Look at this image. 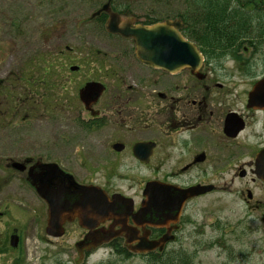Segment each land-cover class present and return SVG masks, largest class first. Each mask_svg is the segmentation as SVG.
Returning a JSON list of instances; mask_svg holds the SVG:
<instances>
[{"label": "flooded vegetation", "instance_id": "flooded-vegetation-1", "mask_svg": "<svg viewBox=\"0 0 264 264\" xmlns=\"http://www.w3.org/2000/svg\"><path fill=\"white\" fill-rule=\"evenodd\" d=\"M103 15L108 18V13L102 12L93 20L100 21ZM168 19H180L178 30L182 34L183 30L189 29L179 17L162 21ZM190 20L186 18V21ZM224 20L232 22L230 26H222L231 29L232 33L219 37L215 47H212L213 43L191 40L183 34L200 50L202 63L197 68L183 67L175 72L143 63L136 54L134 38L108 33L132 42L134 48L122 49L126 64H114L119 68V75L108 71L106 78L109 80L100 83L101 95L90 94L89 105L80 98V91L87 82L79 88L78 97L85 113L78 115L79 110L76 111V115L82 117L78 119L81 126L90 136L102 134L103 140H96L90 150L102 148V161H98L96 167L104 168L103 181L98 180L91 168L94 166H90V182L82 183L57 159L25 157L6 162V168L25 174L23 178L27 185L41 200L45 232L49 206L39 195L34 180L42 187L44 178L52 177L48 182L51 188L73 189L66 176L72 175L78 183L102 190L108 202L113 201L114 195L125 197L113 215H66L64 235L72 227L79 231L75 247L82 261L103 247L134 252L148 248L154 242H158L156 250L138 254L157 256L160 246L170 247L183 239L188 231L185 238H191L192 233L204 246L221 243L222 225L218 219L208 222L204 218L195 229H188V225L196 224V213L205 206V197L217 190L215 181L221 178L222 168H237L239 178L247 179V184L254 188L264 189V180L256 171L262 166L259 155L264 150V107L249 103L251 91L264 78V17ZM127 61L131 63L127 64ZM71 67V71L80 69L79 66L76 70ZM29 80L36 84L35 78ZM62 80L59 83L64 84ZM140 143L144 144L140 151L145 161L135 154L134 149ZM16 161L23 164V170L13 166ZM48 164H56L63 174L54 175ZM128 164H131L129 168L152 170V177L124 189L117 182H121L122 169ZM148 182L155 183L152 195L167 192L169 196L163 197V201L152 199L149 202ZM203 186H209V191L202 192L199 188L196 192L189 191V195L186 193L187 189ZM255 196L250 188L241 190V200L248 208L247 222H242L238 235L243 241L252 233L246 226L253 223L255 213L260 212L264 217L263 199ZM14 237H17L16 245L12 244ZM7 238V243L0 247V254L5 253L7 246L13 250L23 247L20 227H14ZM250 252L244 250L240 256L251 257Z\"/></svg>", "mask_w": 264, "mask_h": 264}, {"label": "rangeland", "instance_id": "rangeland-1", "mask_svg": "<svg viewBox=\"0 0 264 264\" xmlns=\"http://www.w3.org/2000/svg\"><path fill=\"white\" fill-rule=\"evenodd\" d=\"M105 2L0 0V164L4 165H0V213L5 212L0 215V247L14 227H20L23 237V247L13 250L7 246L0 254V264H264L262 213L256 212L253 223L246 226L252 229L248 240L238 237L242 222L248 219L241 190L250 188L264 204V189L239 178L237 168L220 169L217 190L205 197L199 213L195 211L196 224L188 225L195 229L204 218L208 222L218 219L222 242L204 246L192 233L191 238H185L188 231L164 249L158 261L109 247L94 250L82 261L75 247L79 231L70 227L63 237L49 236L41 220L42 202L27 185L25 174L6 168L8 159L43 157L57 159L82 183L90 182V166H94L92 170L103 181L104 168L96 167L102 161V148L90 150L103 137L90 136L81 126L78 115L85 111L78 90L88 81L106 82L110 70L119 75L114 64H126L122 49L134 48L132 42L110 36L92 19ZM185 2L115 0L137 22H145L147 16L159 18L162 11L167 15ZM72 65L79 66V71H71ZM57 74L64 84L56 80ZM30 78H35L36 84ZM129 167L131 164L122 169L124 177L117 182L124 189L152 177L148 168ZM244 250H250L252 256L241 257Z\"/></svg>", "mask_w": 264, "mask_h": 264}, {"label": "water", "instance_id": "water-1", "mask_svg": "<svg viewBox=\"0 0 264 264\" xmlns=\"http://www.w3.org/2000/svg\"><path fill=\"white\" fill-rule=\"evenodd\" d=\"M110 1L106 2L100 10L93 14L96 16L102 11L109 14L106 22V28L109 32L121 34L124 37H132L136 44L137 56L148 65L156 66L172 72L178 71L183 67L197 68L202 63V54L197 46L184 38L178 28L181 26L179 20H167L165 22L156 23L153 25H135L133 18H125L114 12L110 7ZM77 66H72V70H76ZM102 93V85L99 82H88L80 91V98L86 105L90 104V94ZM249 103L252 106L264 107V78L256 83L254 89L249 96ZM143 143L135 147V154L143 161L140 148ZM259 164L256 170L258 176L264 180V150L259 155ZM15 168L23 170L24 166L20 162H15ZM54 170L55 174H63L56 164H48ZM64 176V175H63ZM69 176L73 189L68 187L66 189H53L50 187L51 178H44L43 186H40L38 180H34L33 184L37 188L39 194L47 201L49 206V220L47 225V234L53 237H60L64 234V219L66 215L78 217H90L94 215L97 217L105 215H113L117 213V209L123 203L122 195H114L113 201L108 202L105 193L90 185L78 184L71 175ZM49 182V183H48ZM154 182H148L146 194L149 202L152 199L163 201V197L167 198V192L161 194L155 193L152 195L151 191ZM49 187V188H48ZM163 189V187H161ZM202 192L209 191V186L192 187L186 190L189 195L193 191ZM12 244L16 245L17 237H14ZM158 242L152 243V246L144 249L133 250L135 252H149L156 249ZM161 245V244H160ZM163 245L160 246L162 251Z\"/></svg>", "mask_w": 264, "mask_h": 264}, {"label": "trees", "instance_id": "trees-1", "mask_svg": "<svg viewBox=\"0 0 264 264\" xmlns=\"http://www.w3.org/2000/svg\"><path fill=\"white\" fill-rule=\"evenodd\" d=\"M182 6L174 7L168 10L167 15L159 18L147 16L146 23H155L169 17H179L189 26V29L183 30V34L191 40L201 39L204 43H213L212 47L219 41L221 36H229L231 29L222 26L232 24L226 18L232 17H264V0H185ZM114 9L120 13L130 15L126 8H119L112 0ZM106 15L99 19L103 24ZM186 18L192 20L186 21ZM222 28V29H221ZM52 63H49L51 65ZM126 253V250H124ZM158 257L155 261H158Z\"/></svg>", "mask_w": 264, "mask_h": 264}]
</instances>
